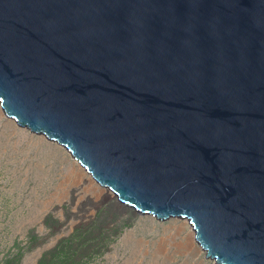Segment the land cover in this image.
Masks as SVG:
<instances>
[{
	"label": "water",
	"instance_id": "1",
	"mask_svg": "<svg viewBox=\"0 0 264 264\" xmlns=\"http://www.w3.org/2000/svg\"><path fill=\"white\" fill-rule=\"evenodd\" d=\"M0 114L207 263L264 264V0H0Z\"/></svg>",
	"mask_w": 264,
	"mask_h": 264
},
{
	"label": "rangeland",
	"instance_id": "2",
	"mask_svg": "<svg viewBox=\"0 0 264 264\" xmlns=\"http://www.w3.org/2000/svg\"><path fill=\"white\" fill-rule=\"evenodd\" d=\"M190 233L187 221L157 225L135 218L95 187L64 149L22 132L0 114V264H37L62 239L67 249L54 264H64L65 250L70 264H154L157 240L167 239L175 249V241ZM135 239H143V246L132 257ZM191 245L179 248L170 264H212L203 253H191L194 235Z\"/></svg>",
	"mask_w": 264,
	"mask_h": 264
},
{
	"label": "bare ground",
	"instance_id": "3",
	"mask_svg": "<svg viewBox=\"0 0 264 264\" xmlns=\"http://www.w3.org/2000/svg\"><path fill=\"white\" fill-rule=\"evenodd\" d=\"M177 227V226H176ZM178 228V227H177ZM193 234V233H192ZM193 236V235H192ZM191 233L188 234L184 241L181 242L179 241H175V249L170 248V246H168V240L164 239V238H160L159 240H157V243L155 244V247L153 248V252L151 253V255H153V262L154 264H170V262L173 260V257L175 256L174 253L182 247H192L191 245ZM143 241V239H142ZM142 241L139 239H135L132 242V251L133 252V256L132 257H136V255L138 254V252L141 250V247L143 246ZM195 248H192V252H194ZM135 264V263H134Z\"/></svg>",
	"mask_w": 264,
	"mask_h": 264
},
{
	"label": "trees",
	"instance_id": "4",
	"mask_svg": "<svg viewBox=\"0 0 264 264\" xmlns=\"http://www.w3.org/2000/svg\"><path fill=\"white\" fill-rule=\"evenodd\" d=\"M124 208V206L122 207ZM128 209V208H126ZM67 239H62L61 241H59L56 245H54L52 248H50L49 250L45 251L41 257L39 258V260L37 261V264H54L53 261L57 260L58 255H60V253H62L64 251V249H67V246L64 244V242ZM66 252L63 254L62 256V262H64V264H70L71 263V259L68 256V252L67 250H65ZM91 253H96L97 250H92L90 251ZM73 254H70V256ZM7 264L8 261H7ZM13 264V263H10Z\"/></svg>",
	"mask_w": 264,
	"mask_h": 264
}]
</instances>
